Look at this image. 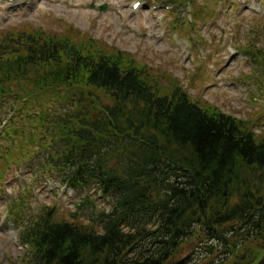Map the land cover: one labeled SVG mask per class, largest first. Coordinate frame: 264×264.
Here are the masks:
<instances>
[{"label": "trees", "instance_id": "obj_1", "mask_svg": "<svg viewBox=\"0 0 264 264\" xmlns=\"http://www.w3.org/2000/svg\"><path fill=\"white\" fill-rule=\"evenodd\" d=\"M170 1L193 3L195 19L207 17L195 0ZM104 44L71 29L0 31V139L7 124L24 120L34 130L25 145L51 150L44 169L110 200L96 208L87 195L69 219L42 212L24 223L28 206L18 194L7 218L27 248L19 263L223 264L243 243L264 242V136ZM46 99L70 108L50 114ZM8 161L0 155V175ZM191 239L215 243L195 247L216 252L207 260L182 254Z\"/></svg>", "mask_w": 264, "mask_h": 264}, {"label": "rangeland", "instance_id": "obj_2", "mask_svg": "<svg viewBox=\"0 0 264 264\" xmlns=\"http://www.w3.org/2000/svg\"><path fill=\"white\" fill-rule=\"evenodd\" d=\"M22 1L0 0V31L21 25L50 33L71 29L79 37L87 35L129 52L153 72L163 71L161 77L177 80L192 100L246 120L264 136V0H195V9L201 5L207 15L201 20L195 19L193 3L170 0ZM138 1L139 6L133 8ZM100 6L103 10H98ZM43 102L55 115L63 114L71 104L62 100ZM36 106L33 110L39 109V104ZM16 123L11 129L7 124L0 139L1 160L9 159L0 175V264L23 261L19 225L5 217L18 194V200L24 199L28 206L24 223L28 215L34 217L51 209L52 218L69 219L71 209L87 195L97 197L89 201L90 206L108 207V199L100 194L95 197L94 188L75 192L52 179L49 168L41 164L45 152L51 150L35 146V140L26 146L29 131L34 130L25 127L24 120ZM14 132L22 141L16 140ZM258 241L243 243L237 255L253 260L264 254V242ZM196 243L199 239L185 242L182 254L206 256L203 260H207L216 252L208 255V248L199 250ZM199 244L215 245L211 241ZM238 263L242 260L236 255L226 254L223 264Z\"/></svg>", "mask_w": 264, "mask_h": 264}, {"label": "flooded vegetation", "instance_id": "obj_3", "mask_svg": "<svg viewBox=\"0 0 264 264\" xmlns=\"http://www.w3.org/2000/svg\"><path fill=\"white\" fill-rule=\"evenodd\" d=\"M242 260V263L241 264H257V262L259 261V259H253V260H249L247 259V257H245V255L243 256L242 259H240V261ZM240 264V263H238Z\"/></svg>", "mask_w": 264, "mask_h": 264}, {"label": "water", "instance_id": "obj_4", "mask_svg": "<svg viewBox=\"0 0 264 264\" xmlns=\"http://www.w3.org/2000/svg\"><path fill=\"white\" fill-rule=\"evenodd\" d=\"M102 8H103V7H101L100 9H102ZM262 262H263V264H264V259H263V261H262Z\"/></svg>", "mask_w": 264, "mask_h": 264}]
</instances>
